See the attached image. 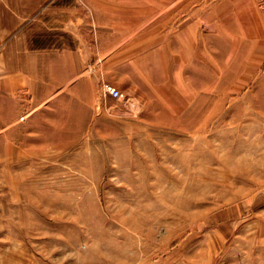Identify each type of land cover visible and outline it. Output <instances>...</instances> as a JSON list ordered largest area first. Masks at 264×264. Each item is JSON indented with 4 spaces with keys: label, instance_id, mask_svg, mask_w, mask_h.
<instances>
[{
    "label": "rangeland",
    "instance_id": "1",
    "mask_svg": "<svg viewBox=\"0 0 264 264\" xmlns=\"http://www.w3.org/2000/svg\"><path fill=\"white\" fill-rule=\"evenodd\" d=\"M19 3L0 264H264L256 0Z\"/></svg>",
    "mask_w": 264,
    "mask_h": 264
},
{
    "label": "crops",
    "instance_id": "2",
    "mask_svg": "<svg viewBox=\"0 0 264 264\" xmlns=\"http://www.w3.org/2000/svg\"><path fill=\"white\" fill-rule=\"evenodd\" d=\"M19 2L20 0H0V65H4L3 52L6 43L19 30L21 18L25 17Z\"/></svg>",
    "mask_w": 264,
    "mask_h": 264
},
{
    "label": "built area",
    "instance_id": "3",
    "mask_svg": "<svg viewBox=\"0 0 264 264\" xmlns=\"http://www.w3.org/2000/svg\"><path fill=\"white\" fill-rule=\"evenodd\" d=\"M256 2L262 15L264 16V0H256ZM105 94H108L109 97H113V98H118L120 96L119 90L111 85L105 86Z\"/></svg>",
    "mask_w": 264,
    "mask_h": 264
}]
</instances>
